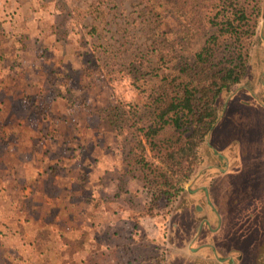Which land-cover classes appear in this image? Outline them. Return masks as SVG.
<instances>
[{
  "label": "rangeland",
  "instance_id": "obj_1",
  "mask_svg": "<svg viewBox=\"0 0 264 264\" xmlns=\"http://www.w3.org/2000/svg\"><path fill=\"white\" fill-rule=\"evenodd\" d=\"M9 1L0 0V179L13 170L21 186L74 194L77 211L97 219L91 239L73 243L94 245L88 262L135 258L123 248L142 234L162 264H264V0L226 118L153 217L140 213L148 195L127 172L129 121H112L150 110L164 86L161 56L191 57L202 30L187 32L189 15L163 0H24L8 10Z\"/></svg>",
  "mask_w": 264,
  "mask_h": 264
},
{
  "label": "trees",
  "instance_id": "obj_2",
  "mask_svg": "<svg viewBox=\"0 0 264 264\" xmlns=\"http://www.w3.org/2000/svg\"><path fill=\"white\" fill-rule=\"evenodd\" d=\"M163 3L172 5L180 15H189L185 17L184 28L187 32L201 29L202 44L191 57H180L175 62L161 56L155 76L163 78L164 86L153 90L150 110L133 111L128 117L116 112V120L112 121L118 127L121 121H129L131 134L124 139L128 143L127 172L131 171L132 177L146 189L148 202L140 213L151 217L159 213L160 202L166 206L173 203L181 190L180 183L194 173L200 144L224 121L222 113L231 101L229 94L247 73L249 49L260 14V0H163ZM119 115L125 119L117 118ZM167 131L171 135L165 136ZM30 184H34L38 194L46 191L55 196L54 187L48 191L43 184L33 181ZM70 195V192L60 194L62 198ZM22 197L28 201L26 195ZM53 209H56L50 212L53 216L67 215L58 205ZM137 235L123 248L127 255L136 251L137 258H123L120 263L133 264L134 260L136 264H162L152 253L153 246L143 241L142 234Z\"/></svg>",
  "mask_w": 264,
  "mask_h": 264
},
{
  "label": "crops",
  "instance_id": "obj_3",
  "mask_svg": "<svg viewBox=\"0 0 264 264\" xmlns=\"http://www.w3.org/2000/svg\"><path fill=\"white\" fill-rule=\"evenodd\" d=\"M20 3L28 5L24 0H10L5 9H14ZM8 173L5 179H0V264H98L87 260V254L92 256L96 253L91 242L81 246L73 244L80 237L85 236L88 240L94 235L97 229L95 214L77 211L79 202H74L69 196L51 197L46 191L38 196L34 184L27 182L21 186L18 183L19 172L12 170ZM24 187L34 190L32 194H24L28 201L21 198ZM45 187L48 188V184L43 183ZM70 196L74 198V194ZM38 201H42V205H38ZM57 205L64 208L67 215L48 213ZM21 206L26 209L21 210ZM68 219L70 223L67 225ZM61 220L65 224H59ZM77 242L80 244L81 241L78 239Z\"/></svg>",
  "mask_w": 264,
  "mask_h": 264
},
{
  "label": "flooded vegetation",
  "instance_id": "obj_4",
  "mask_svg": "<svg viewBox=\"0 0 264 264\" xmlns=\"http://www.w3.org/2000/svg\"><path fill=\"white\" fill-rule=\"evenodd\" d=\"M202 190H203L204 192H206V187H202Z\"/></svg>",
  "mask_w": 264,
  "mask_h": 264
}]
</instances>
